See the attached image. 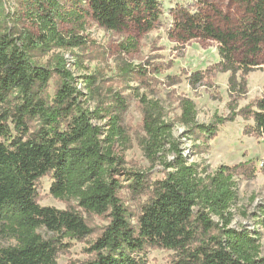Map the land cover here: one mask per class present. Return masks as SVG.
Masks as SVG:
<instances>
[{
    "label": "trees",
    "instance_id": "trees-1",
    "mask_svg": "<svg viewBox=\"0 0 264 264\" xmlns=\"http://www.w3.org/2000/svg\"><path fill=\"white\" fill-rule=\"evenodd\" d=\"M67 1L68 8L57 0H28V14L40 27L37 36L26 30L0 31V235L16 242L0 247V264H57L64 238L82 240L90 234L78 213L38 204L36 185L45 176L52 179L49 192L56 200L74 199L88 214L108 215L109 224L88 249L94 258L78 264H147L141 253L148 248L173 252L172 264H264L257 233L229 227L237 198L235 177L253 176L254 162L220 166L202 177L195 165L187 163L173 139L172 125L162 121L155 104L143 111V152L150 162L163 165L164 175L150 180L143 173L123 171L132 194H147L135 224L128 219L119 198L121 184L114 178L122 172V161L112 150L124 136V102L115 97L110 107L83 110L82 93L64 65L53 70L37 67L30 56L50 42L59 47L83 45L81 37L69 36L66 41L58 31L60 23L69 21L81 24L89 18L114 32L130 25L151 31L159 23L160 4L158 0ZM242 2L245 18L234 29L215 27L200 13L173 12L175 26L188 39L218 45L220 61L204 73H194L190 83L201 82L208 73H229L228 90L234 101L246 95L245 77L257 66L250 57L264 52V0ZM241 51L245 57L237 60L234 54ZM51 82L54 92L49 95ZM181 109V123L198 140L215 138L219 126L239 115L246 122L243 134L260 140L264 149V97L237 115L231 105L229 116L215 117L208 125L195 121L192 101L183 100ZM106 118L108 130L101 139L102 127L92 121ZM166 152L174 156L172 161L165 160ZM259 171L264 173V160ZM42 229L60 239H44Z\"/></svg>",
    "mask_w": 264,
    "mask_h": 264
},
{
    "label": "rangeland",
    "instance_id": "rangeland-1",
    "mask_svg": "<svg viewBox=\"0 0 264 264\" xmlns=\"http://www.w3.org/2000/svg\"><path fill=\"white\" fill-rule=\"evenodd\" d=\"M65 8L67 0H57ZM161 8L159 23L151 31L141 32L135 26L119 32L107 31L87 18L81 24L60 23L58 31L65 38L79 36L84 42L79 47L48 43L30 56L37 67L53 70L63 64L77 89L82 93L79 101L83 110L92 112L96 107L111 106L115 97L125 104L121 115L124 136L113 146V154L122 164L121 171L114 175L120 182V202L128 219L135 224L147 194L135 195L126 188L128 181L123 171L143 173L147 179L158 180L164 175L163 165L150 162L143 152L146 133L143 129V111L150 104L162 115V121L172 125V136L188 164L195 165L202 177L212 175L220 166L234 167L253 161L256 172L249 178L235 177L236 201L230 209L232 221L229 225L236 231L257 233L260 256L264 258V173L260 166L264 160L263 144L260 140L243 134L246 122L237 113L264 97V52L250 57L256 62L245 78L247 93L234 101L228 90L229 73H208L197 84L190 83L194 73H204L218 63L216 42L194 38L188 39L175 26L174 9L200 13L222 30L238 27L245 18L242 0H158ZM28 0H0V31L26 30L37 36L40 27L28 14ZM215 11V12H214ZM45 45V44H44ZM237 60L244 52L234 54ZM88 82L91 87L88 88ZM54 92V83L49 84L48 93ZM190 100L194 104L195 121L208 125L215 117H227L230 106L235 108L232 122L218 127L217 136L211 140H198L188 127L181 123V102ZM108 119L95 121L102 127L103 136L108 130ZM37 126V123H33ZM12 128V127H11ZM174 156L166 152V161ZM50 176H45L36 185L37 201L41 207L71 210L84 219L90 234L82 240L64 238L57 253V264H78L94 258L88 252L90 245L109 224L108 215L88 214L82 211L74 199L56 200L50 195ZM216 221V219H215ZM44 239H60L45 229L39 230ZM13 239L0 235V247L15 246ZM147 264H172L175 255L171 251L148 248L141 253Z\"/></svg>",
    "mask_w": 264,
    "mask_h": 264
}]
</instances>
